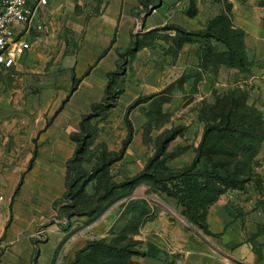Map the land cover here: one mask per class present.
Here are the masks:
<instances>
[{
	"label": "crops",
	"instance_id": "obj_1",
	"mask_svg": "<svg viewBox=\"0 0 264 264\" xmlns=\"http://www.w3.org/2000/svg\"><path fill=\"white\" fill-rule=\"evenodd\" d=\"M230 2L235 26L247 34L253 65L246 76L227 66L210 74L215 72L222 86L233 79L250 83V102H256L264 114V6L260 0ZM180 3L181 12L177 10ZM27 5L35 11L32 23L17 22L12 28L13 42H26L30 47L13 65L0 66V115L7 116L2 126L23 124L29 130L25 143L16 130L18 144L6 148L0 143V151L25 147L36 153L29 168L28 158L12 170L10 157L0 158V195L4 196L0 264H62L90 240L128 225L118 203L93 220L73 217L69 226L66 220L54 218L57 211L53 207L67 190V162L76 150L72 134L79 129L81 114L104 97L108 73L120 59L117 48L131 45L132 31L141 22L139 32L170 23L197 30L223 6L217 0H162L141 21L132 13L139 0H27ZM183 49L193 50L196 58L199 55L197 44L184 43ZM77 79L78 87L72 91ZM258 156L264 162V144ZM235 193L244 192L229 191L209 207L206 223L212 235L194 223L187 227L180 220H170L164 213L149 218L133 237L143 242V249L152 244L161 253L134 260L138 264H264L263 202L258 194L245 193L248 197L239 203L233 198ZM48 223L46 239H36V230Z\"/></svg>",
	"mask_w": 264,
	"mask_h": 264
},
{
	"label": "trees",
	"instance_id": "obj_2",
	"mask_svg": "<svg viewBox=\"0 0 264 264\" xmlns=\"http://www.w3.org/2000/svg\"><path fill=\"white\" fill-rule=\"evenodd\" d=\"M161 1L139 0V6L134 7L132 13L144 21L146 15ZM217 1L223 6L222 11L209 18L203 28L189 30L170 23L146 32H137L132 35L129 47L117 48L120 58H134L140 50L154 46L159 40L171 44L170 52L182 48L184 43H192L199 45L198 58L205 70L217 71L220 67L227 66L239 69L244 76L248 75L253 63L248 55L247 34L234 24L233 5L230 0ZM260 5L264 6V0H260ZM115 40L114 38L113 43ZM108 79L104 97L92 106V111L95 112L84 116L80 122V131L72 134V139L78 143V147L74 156L67 162V190L64 198L72 201L71 211L66 213L67 216L70 219L75 216H88L93 220L101 213L103 201L113 194V188L128 189L133 182L149 175L168 196L176 200L177 205L184 207V214L191 223L199 226L206 234L212 235L206 223L209 207L229 190H245L246 185L255 178L254 159L264 144V114L256 102L250 103L252 88H248L245 81L246 87L236 86L218 100L215 108H218L219 113L205 119L202 139L196 157L190 165L175 172L162 167L148 174V164L145 171L131 181L115 186L107 182L106 191L98 197L96 206L87 210L88 203L83 202L86 209L82 210L80 201L87 197L88 186L99 178H109V168L123 159L132 143L135 129L128 114L142 103V99H139L128 108L125 116L128 134L122 149L112 152L107 150L106 144H100L98 148L102 150L99 153L97 150L91 155V158L96 157L97 163L88 171L84 164L91 159L85 156L97 135V126L92 124V120L102 117L104 112L114 107L124 92L118 73L109 72ZM79 82L80 79L74 81L72 91L77 89ZM101 106H104L103 111H98ZM177 135V131L168 135L161 149L163 154L167 145ZM182 153L179 151L177 155ZM124 229L119 232L113 230L114 237L110 240L107 237L90 240L84 248L76 252L73 259H65L63 264H138L134 260L136 256L160 255V248L152 244L143 249V242L134 239L133 233L120 234Z\"/></svg>",
	"mask_w": 264,
	"mask_h": 264
},
{
	"label": "rangeland",
	"instance_id": "obj_3",
	"mask_svg": "<svg viewBox=\"0 0 264 264\" xmlns=\"http://www.w3.org/2000/svg\"><path fill=\"white\" fill-rule=\"evenodd\" d=\"M177 10L181 12V3ZM141 23L137 29L132 31V35L140 31ZM170 49V43L159 40L154 46L147 47L143 51L140 50L134 58H120L117 61L113 72L118 73L119 82L124 87V92L114 107L104 112L102 117L92 120V124L97 126V135L85 156L91 159L84 164L85 168L90 171L97 163L96 157L91 158V155L97 150V153L102 150L98 148L100 144H106L107 150L112 152H119L122 149L128 134L125 118L128 108L137 100L142 99V103L128 114L135 129V136L123 159L109 168V178L108 176L99 178L88 186L87 197L80 201L82 210L86 209L83 207V202L88 203L87 210L96 206L98 197L106 191L107 182L115 186L131 181L142 174L148 164H150L148 174L160 170L162 167L175 172L190 165L196 157L202 139L206 126L205 119H210L219 113L218 108H215L218 100L236 86L246 87L248 85V88L252 87L250 83L245 85V82L239 83L235 79L222 86L219 84V77L215 78L217 76L215 72L210 74L208 69H204L193 50H184L183 46L175 52H170ZM145 98L148 99L144 101ZM101 100L91 103L89 108L81 114V120L89 113L95 112L92 111V106ZM103 108L104 106L99 107L98 111H103ZM17 114L10 117H17ZM6 118L7 116L0 115V143L5 144L6 148L18 144L16 142L19 141V137H15L13 134L16 130L21 132L23 135H21V139L24 137L22 141L25 143L28 128L23 124L2 126ZM78 128L73 133L80 131V123ZM174 131H177L178 135L167 145L163 154L161 151L163 142ZM75 143L77 149L78 143ZM25 149L22 147V150H1L0 158L2 156L10 157L12 164L9 167L10 170L18 167V163L23 158H28L27 168H29L33 164L36 152ZM179 151L183 153L177 155ZM253 168L254 180L246 185L245 190H241L244 193H235L233 198L241 203L246 196L248 197L245 193H256L261 198L259 201H262L264 205V162L262 157L258 155L255 157ZM20 189L21 185L17 187L16 192ZM112 192L113 194L103 201L98 217L111 205L118 203L116 206L121 208L125 220H128V224L131 222L120 234L140 232L149 218L157 217L161 213H164V216L169 217L170 220H180L181 223L190 227L191 221L184 214V207L177 205L176 200L168 196L149 175L133 182L128 189L116 187ZM64 195L54 201L53 207L57 211L54 218L57 221L66 220V226H69L72 218L70 219L66 213L71 211L72 201L65 199ZM149 211L154 212L147 217L146 213ZM56 220L52 219L51 222H56ZM49 225L50 223L39 227L36 230L35 238L41 241L46 239V227ZM115 229L112 228L105 237L109 240L112 239L114 237L113 230L118 232ZM40 231H43L41 235L38 234ZM260 251V254H263L261 249Z\"/></svg>",
	"mask_w": 264,
	"mask_h": 264
},
{
	"label": "built area",
	"instance_id": "obj_4",
	"mask_svg": "<svg viewBox=\"0 0 264 264\" xmlns=\"http://www.w3.org/2000/svg\"><path fill=\"white\" fill-rule=\"evenodd\" d=\"M33 8L27 5V0H0V66L13 65L17 58L21 56L30 45L26 42H13V24L20 22L30 25L34 19ZM40 29L42 26H38ZM11 54L7 56V51L11 45ZM4 196L0 195L1 202ZM43 231L38 232L41 235Z\"/></svg>",
	"mask_w": 264,
	"mask_h": 264
},
{
	"label": "water",
	"instance_id": "obj_5",
	"mask_svg": "<svg viewBox=\"0 0 264 264\" xmlns=\"http://www.w3.org/2000/svg\"><path fill=\"white\" fill-rule=\"evenodd\" d=\"M162 4V1L160 2V5ZM155 8H157V7H155ZM155 8H153L152 10H151V12L155 9Z\"/></svg>",
	"mask_w": 264,
	"mask_h": 264
}]
</instances>
